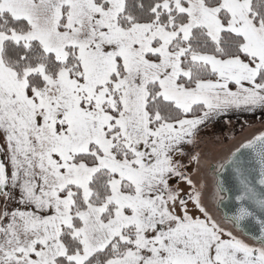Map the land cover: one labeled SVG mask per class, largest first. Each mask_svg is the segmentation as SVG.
Segmentation results:
<instances>
[{"label": "snow or ice", "instance_id": "6c2138e0", "mask_svg": "<svg viewBox=\"0 0 264 264\" xmlns=\"http://www.w3.org/2000/svg\"><path fill=\"white\" fill-rule=\"evenodd\" d=\"M258 108L264 0H0V264H264V219L238 238L193 178L201 128ZM243 150L264 186V131L209 164L235 226L264 212Z\"/></svg>", "mask_w": 264, "mask_h": 264}, {"label": "rangeland", "instance_id": "374dc122", "mask_svg": "<svg viewBox=\"0 0 264 264\" xmlns=\"http://www.w3.org/2000/svg\"><path fill=\"white\" fill-rule=\"evenodd\" d=\"M234 88V85L232 86ZM237 116L238 121L246 122V126L243 128V132L240 131L239 134H237L236 137L231 136L228 138L226 142L224 140L226 138H223L222 135L214 133V131L218 130V127L222 125H226V130H231V128H228L232 126V123L236 122L234 119L232 120H221V117L226 116ZM207 130V131H206ZM264 131V109H255L253 111H245V110H239V109H231L227 111L226 113H222L219 116L214 117L212 120L207 122L200 130L198 141L201 142V140L205 141L206 149L204 150V154H201L200 159V171L198 173H193L194 180L198 182H203L207 186L206 191V199H205V205L209 209L210 213L217 217V210H216V200L219 198V191L217 190L215 184L211 181V177L209 176V164L212 162H215L217 157L219 156V153H224L223 156L229 152V150L233 147V139L238 140H244L248 139L253 135H257L259 132ZM219 133V132H218ZM231 133V131L229 132ZM214 135L212 137L211 135ZM204 138H210L211 141L209 142L208 139L205 140ZM199 142L197 145V151H199ZM0 158L3 159V156L0 155ZM187 164V161L184 162ZM196 167V165H189L188 171L193 172V168ZM176 184V183H175ZM174 184V185H175ZM180 187L184 188L185 191L188 190L187 186L183 184V182H180ZM14 194V199H11L8 201V207L9 209L14 208H20L21 210H28L26 205L21 204L20 201V194L19 189L12 190ZM184 199L187 200V196L184 197ZM4 207V201L0 199V208ZM188 209L189 213L193 215L194 217L197 215H200L202 217V214L198 212L193 206L191 202L188 203ZM220 221L227 230H230L233 232L234 235H236L238 238L244 239L241 234L228 222L227 220H218Z\"/></svg>", "mask_w": 264, "mask_h": 264}, {"label": "water", "instance_id": "95a60500", "mask_svg": "<svg viewBox=\"0 0 264 264\" xmlns=\"http://www.w3.org/2000/svg\"><path fill=\"white\" fill-rule=\"evenodd\" d=\"M243 172L247 176L248 180L251 182L252 186L255 187L257 192L264 189V186L259 184L260 179V164L257 158L251 154L249 150H243ZM1 159V158H0ZM216 181H219L223 187L225 197L219 201V207L222 210L223 216L226 218L232 217L236 209L239 206V202L236 200V196L239 195V181L235 173L231 170L224 171L221 170L219 175H216ZM247 205L252 208L255 213L254 217L246 218L241 221L237 229L242 230L246 235L254 237L260 235V219H264V212H261L258 208L251 203V201L246 202Z\"/></svg>", "mask_w": 264, "mask_h": 264}, {"label": "flooded vegetation", "instance_id": "af4514ba", "mask_svg": "<svg viewBox=\"0 0 264 264\" xmlns=\"http://www.w3.org/2000/svg\"><path fill=\"white\" fill-rule=\"evenodd\" d=\"M222 119L221 120H232V119H234L235 121L237 120V116H233V115H231V116H226V117H221ZM246 122H243V121H236V122H234V123H232V126H230V127H228V128H231V130H226L225 128H226V125H227V123H226V125H222V126H220V128L218 127V130H216V131H214V133H216V134H214V135H217V134H220V135H222V137L223 138H226L225 140H224V142H226L227 140H228V138L229 137H231V136H234V137H236L237 136V134H239L240 133V131H242L243 132V128L246 126ZM207 131V130H206ZM231 131V133H229ZM219 132V133H218ZM239 132V133H238ZM214 135L212 134L211 136L212 137H214ZM253 136H255V135H253ZM253 136H251L250 138H248V139H244V140H238V141H236V139H233V142H236V143H233V147L229 150V152H227L224 156H223V154L222 153H219V156L217 157V159L215 160V162H220V161H222L227 155H229L232 151H234L236 148H239L240 147V145L242 144V143H244V142H246L247 140H249V139H251ZM205 140H207L208 139V141L210 142L211 141V139L210 138H204ZM203 144H205V141L204 140H201V142H199V152H200V154H204L205 152H204V150L206 149V144L205 145H203ZM187 161V158H182V162L184 163V162H186ZM209 170V172H208V174H209V176L211 177V181L214 183V181H216V175L214 176V174H213V172L210 170V169H208ZM176 183V181H173V184H175ZM215 184V186H216V188H217V185H216V183H214ZM225 197V194L223 193V192H221V191H219V198L216 200V210H217V214H218V216L217 217H215L217 220H227L228 222H230L228 219H226V217H224L223 216V213H222V210L220 209V207H219V201L221 200V199H223ZM230 224L241 234V236L244 238V240H246V242H248V243H250V244H252L253 243V239H252V237L251 236H248V235H246L242 230H240V229H237L236 227H235V225L232 223V222H230ZM258 246V245H257Z\"/></svg>", "mask_w": 264, "mask_h": 264}, {"label": "trees", "instance_id": "16d2710c", "mask_svg": "<svg viewBox=\"0 0 264 264\" xmlns=\"http://www.w3.org/2000/svg\"><path fill=\"white\" fill-rule=\"evenodd\" d=\"M131 2H132V0H129V3H131ZM143 2L145 3V5H147V4L150 2V0H143ZM135 14H137V15H142V13H140L139 10H137ZM208 51H209V52L212 51V46H211V44H210V46H209Z\"/></svg>", "mask_w": 264, "mask_h": 264}]
</instances>
